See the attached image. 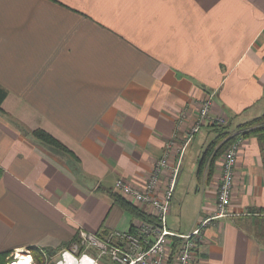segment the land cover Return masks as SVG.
Instances as JSON below:
<instances>
[{
	"label": "crops",
	"instance_id": "1",
	"mask_svg": "<svg viewBox=\"0 0 264 264\" xmlns=\"http://www.w3.org/2000/svg\"><path fill=\"white\" fill-rule=\"evenodd\" d=\"M0 89V252L89 264L92 253L64 252L78 230L155 221L148 205L125 199L149 221L124 209L113 185L143 188L210 101V119L169 158L167 228L187 234L216 212L218 130L236 135L264 114V0H0ZM238 139L229 216L203 229L193 264H264V164L255 138Z\"/></svg>",
	"mask_w": 264,
	"mask_h": 264
},
{
	"label": "built area",
	"instance_id": "2",
	"mask_svg": "<svg viewBox=\"0 0 264 264\" xmlns=\"http://www.w3.org/2000/svg\"><path fill=\"white\" fill-rule=\"evenodd\" d=\"M210 108V101L200 105L197 118L186 135L185 143L210 119ZM185 118V112L181 111L178 124H182ZM214 123L225 126L227 121L218 118ZM185 143L182 147L180 145L177 147L175 140L166 144L162 157L154 165L143 188L133 186L121 178L117 179L113 185V191L116 194L153 208L155 223L144 222L138 225L135 234L114 231L103 237L80 229L77 232V241L72 242L64 250L65 254L77 258L79 262L80 258H86L88 253H92L89 264H107V262L111 264H193L194 252L202 239L203 229L209 225L210 221L229 216L228 207L241 140L236 139L232 142L222 156L215 214L211 218L201 220L189 233L178 234L167 228V215L179 172L177 166H170L169 158L173 150L181 153ZM166 172L168 174L166 184L160 192L159 188Z\"/></svg>",
	"mask_w": 264,
	"mask_h": 264
},
{
	"label": "trees",
	"instance_id": "3",
	"mask_svg": "<svg viewBox=\"0 0 264 264\" xmlns=\"http://www.w3.org/2000/svg\"><path fill=\"white\" fill-rule=\"evenodd\" d=\"M5 98V92L0 89V109L2 102L4 101ZM214 127H217L214 125ZM221 129L223 128L222 126H219ZM225 129V128H224ZM221 135H224L223 139L220 138L219 136L216 137V139L212 142V145L210 146L209 153L212 154L213 159H222V156L226 149L229 147V145L234 142L238 137L240 138H249L253 137L256 139L259 150L261 153L262 157V162L264 164V114L261 115L258 118H255L252 121H249L245 124H242L239 128V133L236 135H229L228 133L222 134L220 130H218ZM32 136L35 137L36 139L42 141L46 145L52 146L54 148L59 149L60 151H63L69 155H72V152L69 151L62 143H60L56 138H54L52 135L49 133L43 131V130H34L32 131ZM202 162V161H201ZM213 164V162H212ZM116 201L126 210L131 211L134 215L139 216L142 220H146L148 217H145L144 214L138 212L136 208L131 206L129 203L125 201V198L116 194L115 196ZM146 218V219H145ZM148 221L150 220L149 218L147 219ZM151 222L154 223V219L150 220ZM130 233L135 234L136 230L134 228H131ZM77 241V237L73 240ZM38 251V249L30 247L28 248V254L32 256L34 262L36 264H43V258L44 255ZM22 256H17L14 261H11V255L8 252H0V264H8L16 262L19 258L23 257ZM9 263V264H10Z\"/></svg>",
	"mask_w": 264,
	"mask_h": 264
},
{
	"label": "bare ground",
	"instance_id": "4",
	"mask_svg": "<svg viewBox=\"0 0 264 264\" xmlns=\"http://www.w3.org/2000/svg\"><path fill=\"white\" fill-rule=\"evenodd\" d=\"M10 264H32L30 256H23L19 258L16 262Z\"/></svg>",
	"mask_w": 264,
	"mask_h": 264
},
{
	"label": "rangeland",
	"instance_id": "5",
	"mask_svg": "<svg viewBox=\"0 0 264 264\" xmlns=\"http://www.w3.org/2000/svg\"><path fill=\"white\" fill-rule=\"evenodd\" d=\"M236 161H237V159H236ZM235 167H236V166H235ZM76 236H77V234H76ZM15 255H16V254L12 255V257H11V261H14V260H15ZM25 255L30 256L29 254H25ZM30 258H32V256H30ZM11 261H10V262H11ZM10 262H9V263H10ZM32 262H33L34 264H36V263L34 262L33 258H32ZM9 263H8V264H9Z\"/></svg>",
	"mask_w": 264,
	"mask_h": 264
}]
</instances>
